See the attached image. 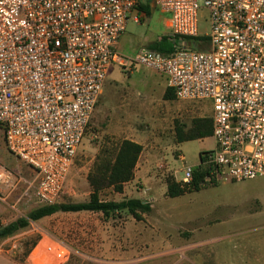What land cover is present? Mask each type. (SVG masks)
Listing matches in <instances>:
<instances>
[{"label": "built area", "instance_id": "obj_1", "mask_svg": "<svg viewBox=\"0 0 264 264\" xmlns=\"http://www.w3.org/2000/svg\"><path fill=\"white\" fill-rule=\"evenodd\" d=\"M155 3L166 15L172 52L142 46L124 56L115 45L137 0H0L2 138L32 170L24 176L0 164V189H20V199L39 204L63 196L112 64L163 74L178 100L210 101L214 147L197 166L181 168V187L195 168L204 172L202 185L264 175V0ZM203 8L208 30L199 33ZM44 251L60 262L72 254L59 239Z\"/></svg>", "mask_w": 264, "mask_h": 264}, {"label": "rangeland", "instance_id": "obj_2", "mask_svg": "<svg viewBox=\"0 0 264 264\" xmlns=\"http://www.w3.org/2000/svg\"><path fill=\"white\" fill-rule=\"evenodd\" d=\"M198 1L201 4L203 0ZM164 17L154 9L150 15L138 17V22L134 13H130L125 32L119 40L122 54L132 56L140 47H148L165 33ZM198 30L199 33L208 30L205 8L200 10ZM167 87L163 74L143 65L135 64L130 71L111 65L65 179V192L58 199V202L88 200L91 188L86 177L99 151L104 149L113 153L121 140L130 139L143 146L139 162L148 163V177L143 182L126 184L122 192H116L110 186L104 187L99 197L114 201L153 199V207L142 213L141 220L134 219L126 210L108 216L101 212L87 213V217L56 216L42 224L34 221L33 225L8 236L3 244L15 242L19 257H24L42 236L44 249L51 242L47 237L51 235L75 249L67 264H101L122 260L121 253L132 248L128 244L122 245L123 235L132 237L137 229L143 228L148 238L153 231L151 226L171 225L178 226V231L169 236L184 239L188 236L185 225L189 224V239L198 233L189 254L203 255L211 264H264V175L242 181L207 183L197 191L175 197L166 195V178L180 180L184 165L197 166L200 152L214 147L211 136L176 142L175 121L188 129L193 119L211 116V104L209 100L181 101L175 96L166 100L164 93ZM1 150L18 163H4L6 168L12 171L22 169L23 162L6 150L0 127ZM178 154L183 155L184 161L177 157ZM30 209H25L23 214L26 215ZM64 221L69 222L66 230ZM88 221L100 233L91 240L96 245L88 243L81 246L80 242L89 241L79 240L77 233L79 227Z\"/></svg>", "mask_w": 264, "mask_h": 264}, {"label": "crops", "instance_id": "obj_3", "mask_svg": "<svg viewBox=\"0 0 264 264\" xmlns=\"http://www.w3.org/2000/svg\"><path fill=\"white\" fill-rule=\"evenodd\" d=\"M139 3H142L143 5H146L148 7V13H146V11L139 8L138 6ZM153 6H154V9H156L159 13L165 16L164 26L166 29V15L158 9L155 3V0H137V5L132 10L131 13H134V16H136L137 18L138 17L144 18L145 16L150 15V13L154 10V9L152 10ZM123 33L120 35L115 45L116 49L119 52H121V50L119 49V40L123 36ZM166 33H167V29L165 33H163L156 40H153L150 44H152L153 42L159 41L162 36L166 35ZM179 143H182V142H179ZM141 154H142V151L139 155L138 161L134 169L133 179L124 183L123 189L125 188L124 186L128 183H132L134 181L143 182V180L148 177L149 175L148 173L149 169L147 167L148 163L146 161L145 162L142 161L141 163L139 162ZM179 156L183 157V155L178 154L177 157L179 159H180ZM4 163L18 164L16 161H13L12 157H9L6 155L5 150H1L0 164L4 166L3 165ZM22 166H23L22 169L16 170V171L14 170V172L20 173L24 176H30L32 173V170L30 169V167H28L26 164ZM165 186H166V183H165ZM141 200L149 202L150 206L153 207V203H152L153 199L142 198ZM11 204H16L17 208L16 209L12 208ZM39 205L41 204H39L38 202L34 201V199H31V198L27 201L24 198L20 199V189H17L11 193H7L5 190L1 188L0 189V224L5 225L15 220L19 216H25L23 214L25 209H28V208L34 209V207L36 208ZM90 212H94V211L55 212L51 215L44 216L35 222L42 224V223H45V221L55 218L56 216H59L60 218L67 217V216H77V215L87 217V213H90ZM8 218L9 219L14 218V219L11 221H7L6 219ZM33 222L34 221H30L29 225H33L34 224ZM187 222L189 223V221ZM63 224L66 230L69 226V222L64 221ZM185 226H187L186 231H187L188 236L187 238H184V239L178 238V237L173 239V237L169 236L170 234H173L174 231H178V228H177L178 226L176 227V226H171V225H167L165 227L159 226V225L155 227L151 226V229L153 231L149 233L148 238H146V231L143 228L137 229V231L133 234L132 237H129L128 235H126L128 236L126 237L123 235L122 240H121L122 245L128 244V245H131L132 248L127 247L128 249L121 253V257H122L121 259L126 261L127 264H211V262L208 259H206V257L204 258L203 255L202 257H199L197 254L196 255L189 254L190 250L191 251L193 250V245L196 244L195 241L198 237V233L196 232V234L192 235L193 238L189 239V224ZM99 233L100 232L98 231V229L96 227L93 228L92 224L89 221L84 223L83 225L79 227V232L77 233L78 239L79 240L84 239V241H89V242H80V245L86 246L88 245V243H90V245L92 244L96 245V242H91V240L96 239L99 236ZM47 237L49 240L56 239V238H52L53 236L51 235H48ZM8 239L9 238L6 237L4 240L0 242V264H67L71 259L73 250H75L69 244L57 238L63 241L64 243H66L71 248V251H72L70 258L66 262H60L58 259H56L52 255L44 251L42 245H43V242L45 241H44V237L42 236L41 239H39L37 243L34 244L30 252L26 256L19 257L18 255L19 253L17 252L18 246L16 245L15 242L10 243L6 246L3 244Z\"/></svg>", "mask_w": 264, "mask_h": 264}, {"label": "trees", "instance_id": "obj_4", "mask_svg": "<svg viewBox=\"0 0 264 264\" xmlns=\"http://www.w3.org/2000/svg\"><path fill=\"white\" fill-rule=\"evenodd\" d=\"M139 8L148 13V7L139 3ZM151 49L161 54L172 52V43L168 36L164 35L159 41L149 45ZM175 96L172 88L167 87L164 99H173ZM175 121L176 142L188 141L191 139H203L212 134V119L210 117L195 118L191 126L185 129V125ZM143 146L130 139H123L118 143L114 152L100 150L95 158L93 167L87 175V182L91 188L89 198L82 202H54L41 204L30 210L25 216H19L8 224H0V239L6 238L16 231L27 227L30 221L51 215L55 212H77L94 211L101 212L108 216L114 212L126 210L134 219L141 220L142 213L150 211L151 206L147 201L136 198H126L121 201L102 200L99 197L100 190L104 187H112L116 192L123 191L124 183L130 181L134 176V169ZM201 153V152H200ZM204 172L198 168L194 169L190 184L181 187L172 177L166 178V195L175 197L185 192L197 191L202 188Z\"/></svg>", "mask_w": 264, "mask_h": 264}]
</instances>
